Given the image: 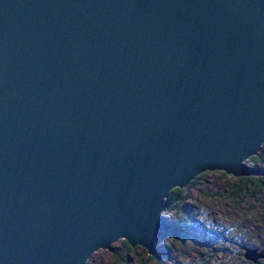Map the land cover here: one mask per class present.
Masks as SVG:
<instances>
[{"label":"water","instance_id":"95a60500","mask_svg":"<svg viewBox=\"0 0 264 264\" xmlns=\"http://www.w3.org/2000/svg\"><path fill=\"white\" fill-rule=\"evenodd\" d=\"M263 145L264 0H0V264L153 256L170 191Z\"/></svg>","mask_w":264,"mask_h":264},{"label":"rangeland","instance_id":"374dc122","mask_svg":"<svg viewBox=\"0 0 264 264\" xmlns=\"http://www.w3.org/2000/svg\"><path fill=\"white\" fill-rule=\"evenodd\" d=\"M219 173L199 176L181 190L182 204L167 206L162 221L181 224L185 233L160 237L155 259L141 247L129 251L120 240L93 253L86 264H251L238 245L264 248V193L240 190L237 178Z\"/></svg>","mask_w":264,"mask_h":264},{"label":"trees","instance_id":"16d2710c","mask_svg":"<svg viewBox=\"0 0 264 264\" xmlns=\"http://www.w3.org/2000/svg\"><path fill=\"white\" fill-rule=\"evenodd\" d=\"M247 165H251V167L260 170L264 173V145L261 146L260 151L255 157H251L247 162ZM221 176H226L224 173H219ZM197 177L194 181L190 182L188 185L189 187L193 186L195 181L198 179ZM238 182H241L240 190L244 189L245 191L251 189L253 191H257L259 193H264V176H257V177H248V178H237ZM182 190V189H181ZM180 189H174L170 191L168 194L167 200H168V208H174L179 204H182L185 201V198L182 196V191ZM184 227L181 224L177 223H171L167 224L163 222L162 228H161V237H165L166 235H170L173 238H178L182 236L185 232ZM123 244L126 246V248L129 251L134 250V248H131L125 241ZM157 250V249H156ZM148 256V255H147ZM148 259H155V254L153 256H148ZM264 263V261H261L259 263Z\"/></svg>","mask_w":264,"mask_h":264},{"label":"flooded vegetation","instance_id":"af4514ba","mask_svg":"<svg viewBox=\"0 0 264 264\" xmlns=\"http://www.w3.org/2000/svg\"><path fill=\"white\" fill-rule=\"evenodd\" d=\"M263 261H264V260H263ZM260 262H261V261H260ZM258 263H259V262H258ZM258 263H257V264H258Z\"/></svg>","mask_w":264,"mask_h":264}]
</instances>
